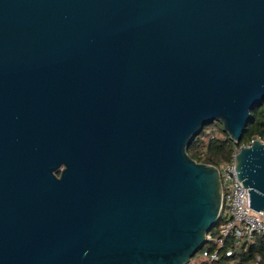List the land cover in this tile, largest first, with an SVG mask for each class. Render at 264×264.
<instances>
[{"label":"water","instance_id":"water-1","mask_svg":"<svg viewBox=\"0 0 264 264\" xmlns=\"http://www.w3.org/2000/svg\"><path fill=\"white\" fill-rule=\"evenodd\" d=\"M263 101L264 0H0V264H186L222 207L187 148ZM233 162L264 222V143Z\"/></svg>","mask_w":264,"mask_h":264},{"label":"built area","instance_id":"built-area-1","mask_svg":"<svg viewBox=\"0 0 264 264\" xmlns=\"http://www.w3.org/2000/svg\"><path fill=\"white\" fill-rule=\"evenodd\" d=\"M264 143V140L259 139ZM231 161L218 168L222 185V207L220 215L224 223L217 234L209 233L200 253L194 255L186 264H199L200 262H216L222 253L227 257L235 255L236 247L241 243H253L256 235L264 234V222L258 221L263 214L249 207V193L238 182L234 169V155ZM231 241L232 246L225 249V244ZM212 246V247H211ZM206 247L205 249H203ZM250 264H264L260 256H256Z\"/></svg>","mask_w":264,"mask_h":264},{"label":"trees","instance_id":"trees-1","mask_svg":"<svg viewBox=\"0 0 264 264\" xmlns=\"http://www.w3.org/2000/svg\"><path fill=\"white\" fill-rule=\"evenodd\" d=\"M251 117L248 121L244 133L239 143H234L229 137L222 131L221 125L217 122L209 124V127L217 125L220 131V135H206L207 129L202 131L190 142L187 148L188 156L197 163L212 165L220 168L221 165L231 161L232 156L236 149L240 146L249 145L254 139L264 140V101L257 107L252 109ZM224 223L223 215L215 225L214 229L210 231L211 234H217L220 226ZM232 242L229 241L225 244V249L230 248ZM212 247V246H211ZM204 247L203 249H205ZM200 250L195 254L198 255ZM256 256H260L264 261V234L256 235L253 243H241L236 247L235 255L227 257L225 253H222L218 261L216 262H200L199 264H250L254 261Z\"/></svg>","mask_w":264,"mask_h":264},{"label":"rangeland","instance_id":"rangeland-1","mask_svg":"<svg viewBox=\"0 0 264 264\" xmlns=\"http://www.w3.org/2000/svg\"><path fill=\"white\" fill-rule=\"evenodd\" d=\"M258 106V105H257ZM257 106H255V107H257ZM254 107V108H255ZM253 108V109H254ZM252 111V110H251ZM218 124V123H217ZM204 129H207V131H206V135L208 136H210V135H220V136H222L224 133H222V134H220V131H219V129H218V126L217 125H213V127H209V126H205V128ZM214 132H216L215 134H214ZM57 174H58V172H57Z\"/></svg>","mask_w":264,"mask_h":264}]
</instances>
